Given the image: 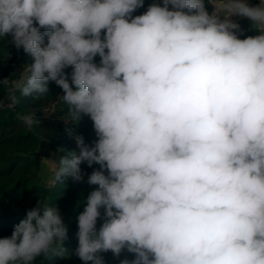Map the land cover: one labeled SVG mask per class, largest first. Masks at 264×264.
<instances>
[{
    "label": "clouds",
    "instance_id": "clouds-1",
    "mask_svg": "<svg viewBox=\"0 0 264 264\" xmlns=\"http://www.w3.org/2000/svg\"><path fill=\"white\" fill-rule=\"evenodd\" d=\"M142 8L0 0V41L31 58L0 111L54 82L72 120H91V143L69 128L76 148L42 158L50 186L92 169L76 217L83 264H105L108 252L134 254L119 264H264V0H152L135 14ZM18 119L39 123L31 112ZM67 234L59 207L40 199L0 236V264L62 257Z\"/></svg>",
    "mask_w": 264,
    "mask_h": 264
},
{
    "label": "trees",
    "instance_id": "trees-1",
    "mask_svg": "<svg viewBox=\"0 0 264 264\" xmlns=\"http://www.w3.org/2000/svg\"><path fill=\"white\" fill-rule=\"evenodd\" d=\"M150 2L152 0H145V8L137 10L135 14L142 13ZM239 23L249 29L245 35L255 34L250 30V21L239 19ZM30 60L22 49L18 51L10 45L7 38L0 41V79L8 80L7 84L0 85V96H7L8 89L13 86L11 81L16 78L18 70ZM58 94H62V90L54 82H49V93L38 98L20 97L15 107L0 111V236H10L14 225L25 217L26 212L38 200L53 202L59 207L68 228V238L64 242L67 252L62 257H37L34 264H83L74 255L78 244L76 217L83 211L87 195L95 187L86 182L87 174L92 169L86 164L81 165L86 173L83 182H74L69 178L63 184L46 186L39 176L37 159L32 154L39 137L50 143L59 158L75 149V141L67 132L69 128L82 134L88 143L96 138L92 122L87 116L74 122L67 106L58 103L51 112L47 111L44 99L52 97L55 100ZM29 112L34 113L39 120L32 129L18 119L19 114ZM100 223L98 221V227ZM102 255L105 257V264H119L120 259L125 256L129 259L134 256L126 252L119 258H115L111 252Z\"/></svg>",
    "mask_w": 264,
    "mask_h": 264
},
{
    "label": "rangeland",
    "instance_id": "rangeland-1",
    "mask_svg": "<svg viewBox=\"0 0 264 264\" xmlns=\"http://www.w3.org/2000/svg\"><path fill=\"white\" fill-rule=\"evenodd\" d=\"M24 67H21L18 72L16 78H14L11 81V85H13V82L15 80H18L20 77V73L23 71ZM45 106L48 112H51L55 106L57 105L56 99L54 100L52 97H47L44 99ZM30 113V112H29ZM37 145L33 150V156L37 159L38 165H39V176L42 179V182L46 186H50V180L53 178V172L51 165L42 160V158H48L50 160L58 161V153L57 151L50 145L48 141H46L44 138L39 137L38 140H36Z\"/></svg>",
    "mask_w": 264,
    "mask_h": 264
},
{
    "label": "crops",
    "instance_id": "crops-1",
    "mask_svg": "<svg viewBox=\"0 0 264 264\" xmlns=\"http://www.w3.org/2000/svg\"><path fill=\"white\" fill-rule=\"evenodd\" d=\"M259 2H260V0H250V3H252V4H257Z\"/></svg>",
    "mask_w": 264,
    "mask_h": 264
}]
</instances>
